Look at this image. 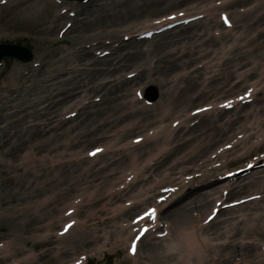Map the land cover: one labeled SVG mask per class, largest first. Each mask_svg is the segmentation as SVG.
Masks as SVG:
<instances>
[{
	"label": "bare ground",
	"instance_id": "6f19581e",
	"mask_svg": "<svg viewBox=\"0 0 264 264\" xmlns=\"http://www.w3.org/2000/svg\"><path fill=\"white\" fill-rule=\"evenodd\" d=\"M7 1V5H0V35H3L0 38L21 31L34 34V41L48 42L59 20L65 16H54L51 11L48 14V9L55 6L52 0H43L38 6L32 3L39 0ZM91 1L70 18L73 26L69 25L67 32H74L71 37L85 39L83 42L101 43L102 35L112 41L121 30L123 34L132 35L137 30L133 29L134 21L170 9L181 1L195 0ZM242 3V16L233 12L234 33H220V39L204 37L206 28H215L218 23L213 15L216 7L234 8ZM209 7L205 18L193 23L192 29L173 27L165 31L166 36L165 32L155 35L156 39L150 41L147 48L139 43L146 40L133 38L135 40L130 39L125 45L124 52L112 42L104 47L108 54L100 56H89L91 50H73L79 61L45 58L47 53H38L32 60H39L45 67V75L39 79L42 88L38 93L28 94L30 97L25 101V97L20 96L9 98L15 86L13 76L17 69L29 73L33 69L26 63H15L2 85L1 90L7 94H2L0 99V224L2 234L9 238L0 247V258L23 252L18 241L29 240L31 235V240L46 243L51 238L54 246L38 254L26 253L14 258V264H63V260L79 248L90 249L97 242L95 232L104 229V219L94 208L97 201L108 197L119 199L136 190L131 196H125L131 198L132 205L118 208L117 213L113 209L111 213L117 219L126 217L123 220H127V213L152 202L155 194L164 193L163 188L175 187L159 208L160 217L165 219L164 228H168L164 237L167 242L147 241L140 264H264V250H260L264 248V167L260 168L261 163L264 164V37H261L264 0H223L219 6L211 3ZM42 15H46L43 22ZM245 15L250 18H243ZM85 52L87 55L80 57L79 54ZM109 54H112L109 58L103 56ZM209 54L216 57L213 61L204 60V64L213 65L206 66L207 70L202 65L206 73L202 79L198 69L169 75L197 56L203 58ZM190 63L181 69L186 70ZM79 64H84L81 71H78ZM124 68L130 69L121 72ZM130 72H134L133 76L125 78ZM257 74L260 78L253 79ZM231 79L234 82L229 84ZM132 82L147 88L152 83L159 87L153 107L133 99V91L129 97ZM247 85L253 88L252 98L260 94L252 109L241 110L247 103L232 110L221 111L222 108L215 107L216 101L232 97L236 91L243 93ZM94 95L98 98L94 99ZM200 99H203L201 104H210L209 109L186 114L189 109L200 106L199 103L190 107ZM58 108H67L69 113L76 110L74 114L79 116L68 120L79 119L78 122L64 125L68 121L65 117L71 116L57 112ZM98 112L102 113L94 119ZM200 115L202 122L200 118L195 119ZM189 119L193 121L187 122ZM119 120L122 123L117 126ZM147 128L151 130L142 134L145 139L139 143L110 145L98 169L88 162L78 166L80 159L67 152L78 137L94 135L117 144L128 134L137 136ZM236 132L242 133V138L233 140ZM56 144L63 148L55 153ZM146 154L148 158L142 161L140 158ZM126 159H131L129 169L135 174L133 179L123 190L106 195L107 189L103 186L123 171ZM249 163L259 166L246 174L240 169ZM93 170L102 172L94 184L87 180L96 174ZM228 172L231 175L224 179ZM187 174L186 182L183 178ZM78 191L81 196L76 194ZM68 193L74 195L70 197L74 200H68ZM253 194L255 198L231 207L222 204ZM63 196H67L66 199L62 200ZM65 200H68L67 206L61 209L58 205H63ZM208 204V207L220 205L218 209L223 217L206 224L204 220L211 215L203 209L207 210ZM81 207L84 209L80 210ZM65 208L73 209L71 215L64 213ZM78 213H85V220L73 225L66 234L49 231L62 219L61 226L79 218ZM44 220L46 223L41 225ZM124 224L121 230L130 233L128 222ZM160 245L164 249L155 252Z\"/></svg>",
	"mask_w": 264,
	"mask_h": 264
},
{
	"label": "rangeland",
	"instance_id": "374dc122",
	"mask_svg": "<svg viewBox=\"0 0 264 264\" xmlns=\"http://www.w3.org/2000/svg\"><path fill=\"white\" fill-rule=\"evenodd\" d=\"M0 1H3V0H0ZM42 1L43 0H39L37 3L34 2V3H32V6H38V5H40L42 3ZM52 1L55 3V6L54 7H51L50 9H48V14H49L50 11H51V13H52V11H55V9L57 11H60L61 9H63V10H65L68 13L70 12L71 13L70 15H73V14L76 15V14H78L77 12L80 11V8L83 7V5L82 6L80 5V3L84 4V6H87V4H90L91 3V0H87L85 2H78L79 0H76V1L75 0H57V2L55 0H52ZM211 3H214V5H219L218 0H195V1H192V2H190V1H188V2L181 1L180 3L176 4L175 6H173L170 9H166V10L161 11V12H156L154 14H150V15L144 16L143 18L139 19L138 21H134V25L136 26V28H139L141 25L147 24V22H149V18L156 17L158 15L167 13L169 11H173L174 13L175 12L177 13V10L179 12V11H183V9H186L187 8V10L189 11V13H192V12L207 10L209 8V5ZM244 3L239 4V6L234 7V9L239 10L240 8L243 7L242 5ZM5 5H7V2L1 4V6H5ZM227 8L228 9H225V8L224 9L227 10V11H230L232 9V7H227ZM179 9H181V10H179ZM219 11H221L220 7H216V9L213 10L214 18L217 21H218L217 13ZM44 13L45 12H42V14H44ZM241 14L242 13H240L238 15L242 16ZM234 15L235 14H232V15L230 14L231 20L233 21V24L235 26L236 25V22L234 21V18H235ZM248 17L250 18L249 15H245L243 18H247L248 19ZM45 18H46V15H42L41 16V19H42L41 22H43L45 20ZM200 19L203 20L204 18L201 17ZM59 21H60V23L54 28L51 37L48 38L49 39L48 42H45V41H40V42L34 41V38H35L34 34H28L26 32H21V31H19V32L17 31V33H15V34L12 33L9 36H4V37H1L0 38V43H15V44H20V45H23L24 47H26V48H28V49L31 50V58L29 60H27V61H19L17 59L15 60L14 58L8 57V56H3L1 58V60H0V99H2V94H4V95L7 94V93H5L4 90H1V89H3L2 88V85H3V82L4 83L6 82L5 80H7L8 75L13 71L12 69L15 66V63H18V62H20L21 64H25L26 63L27 66H29V64H31L32 62L34 63L33 65L32 64L30 65V67L33 69V72L32 73H29V71L28 72H25V71H20L21 69H19V70L17 69V72L15 73L16 75L13 76V80L14 81H12V82L15 84V86H14L13 92L10 94L9 98H11L13 95L15 97L16 96H18V97L20 96V97H25L23 99V101H25V100H27L28 97H30V96H28V94L34 93V92H37L38 93L41 90V88H42V84L39 82V79H41L45 75L44 74L45 67L42 64L39 63V60L36 61L37 64H35V61L32 60V59H35V57L38 55V53L39 54L40 53H47L45 58L58 59L60 57H63V58H70L71 60L79 61L78 59L75 58V55L73 54V48L74 49H78L81 44H84V43H87V42H83L85 39H74L73 37H71L72 34H74V32L73 33L67 32L69 30V28H67L63 33H60V31H59L58 28L62 25L61 23H63V19H61ZM191 25H193V24L192 23H189V25L183 26L182 29H188ZM72 26H73V22L71 21L70 27H72ZM148 26L149 25H147L145 27H148ZM213 27L214 26H208L206 28V31L208 33H210V30ZM179 28L180 27H178L177 29H179ZM193 30H195V29H193ZM213 30L220 31L221 30V26L218 24L217 27L214 28ZM235 30H236V27L233 28L232 30H226V31L228 33H230V32H234ZM248 30H249V28H247L245 30V32H247ZM120 33H121V31H120ZM167 34H168V32L165 33V36ZM0 36H3V35H0ZM162 36H164V35H162ZM210 36H213L214 39H220V36L219 35L217 37V36L208 34L206 37H210ZM261 37H264V33L262 34ZM100 39H102L104 41L108 40L103 35L101 36ZM248 39H249L250 43L253 41V39L251 37L248 38ZM128 42L129 41H126L125 40V42H123L124 43L123 46L127 45ZM139 43H142V48L149 47V40L148 41H140ZM212 44L214 46L216 45L215 43H212ZM102 45H105V44H102ZM94 46H97V45H94ZM245 47H247V46H245ZM245 47H243V49ZM83 49L87 50L88 48H83ZM119 49L123 51V48H119ZM252 50H253V48H252ZM82 51H84V50H82ZM88 53H90V55H91V52H88ZM79 55H81L80 57L83 58L87 54L85 52V54L80 53ZM110 56H108V57H110ZM210 56H211V54L205 55L203 58H201V60L202 59L203 60H205V59L207 60ZM200 57H202V56H197V59L196 60H192V62L190 61L191 63L188 62V63H190L188 68L191 69L195 65H198L200 62H197V61L199 60ZM47 63H48V60H47ZM73 63L75 64L77 62H73ZM188 63H186V64H184L182 66H179L178 68H176L175 70H173L169 75H171L173 72H179V71L183 70V69H181V67L187 66ZM134 65H136V64H134ZM82 66H84V64H79V67L80 68ZM129 69L130 68H124V69H122L121 72H123L125 70L127 71ZM203 69H204L203 67H200L198 69L199 74L202 72ZM78 71H81V70L79 69ZM160 74H163V73H160ZM202 75H203V72L201 73L200 76L202 77ZM127 78H130V77H127ZM106 79H108V78H106ZM228 79H229V76L227 77V80ZM141 85L142 84H140L138 82H135V83L132 82L131 85L128 88L129 97L131 96V91L135 90V91H137V93L133 97H135V99H137V100H142V102L144 103L145 101L142 98L145 96V94L146 93H153V99L146 101V103H149L150 104L149 105L150 107H153L154 106V101H156L158 99L157 98V91H158L159 87L157 85H154L153 83L151 85H149L148 88L147 87H144V86H141ZM44 86H45V84H44ZM23 94H26V95L23 96ZM259 96H260V94H257L255 100L253 99L254 100L253 102H250L249 104L245 105L244 107H241V110L242 111H245L247 109H252L255 106L254 103L255 104L257 103L256 102L257 101L256 99ZM4 101H5V99H4ZM201 102H203V99L202 100L200 99L199 102H196L194 104H191L190 107L193 106V105H197L199 103L201 104ZM96 103H98V101H96ZM100 103H101V101H100ZM60 109L61 108H58L57 112L61 111ZM62 109H64V108H62ZM101 113L102 112H98L95 115L94 119L96 117H98ZM228 113H231V111H228ZM78 116H79L78 113L77 114H74L71 117V120L74 119V118H76V117H78ZM68 119H70V118H68ZM78 120H75V121H69V120L68 121H65L64 125H66V124H74V123L78 122ZM201 120L202 119H200L199 121H201ZM199 121H198V123H199ZM166 122L167 121H165V123ZM121 123H122V121L119 120V122L117 123V126L119 124H121ZM109 128L111 129V127H109ZM150 130H151V128L150 129L147 128V129H145L144 132L142 131V132H138V133H141V135H142L143 133L149 132ZM182 132H184V131H181V133ZM141 135L139 134L138 136H141ZM239 135H241V134H236L237 137H239ZM133 137H134V133H132L131 135L128 134V136L125 137V139L119 140L117 142V144L114 143L113 141L107 139V138L100 139L99 137L94 136V135L91 136L90 138H88L86 136L85 137H78V139L74 140V142L69 146L67 152L76 154L78 157H81V155L82 154H85V152H89L88 149H94L97 145H102L104 147V149H107L108 146H110V145H112V146H115V145H118V144L121 145L122 142H124V141H128L129 139L133 140V139H136L137 138V137H135V138H133ZM61 148H63V146H61V144H56V146L54 147V149H55L54 152L56 153ZM98 148H100V147H98ZM147 156H148V154H146L144 157L142 156L140 159L143 161L145 158H147ZM15 158H16V156H14V159ZM81 158L82 159L79 160L78 166H80L81 164H88L89 162H91V163L95 164L94 165L95 166V169H98L97 167H99L100 165L103 164L104 155L98 156L97 158L95 157V158H93V160L91 159L89 162H88V160L86 161V159L84 157H81ZM168 159H169V157H168ZM129 162H130L129 159H126V162L124 161V171H122V170L119 169L120 171L116 174V177H114V180H112L111 182H107L103 186L104 189L108 185H111V184H113V183H115L117 181L123 182L125 179L127 180V178H129V179L132 178V175H128V173H130V171H129L130 163ZM234 165L235 164L229 165V166H226V167L227 168H230V167H232ZM93 171H95L96 174L93 175L92 177H87V180L91 181L92 184H94L99 179V176L102 175V172L100 170H93ZM110 177H113V175L110 176ZM0 179H1V177H0ZM142 182L143 181H141L140 183L142 184ZM121 186H122V183L119 184L118 186H116L115 189L121 188ZM191 186H193V185H191ZM220 188H221V186H220ZM133 191H135V190L133 189ZM79 192H81V191H78L77 193H79ZM245 192H242V193H245ZM81 195L82 194H80V196ZM67 196L69 198L72 195H70V193H68ZM67 196H63L62 200L63 199H66ZM123 197L124 196H122L119 200L112 199V200H110L108 202H106L103 199V200H100L99 202H97V203L94 204V208L96 210H98V212H96V213L97 214L99 213L100 215H102V216H104L106 218H103L104 219V223H103L104 229L103 230H99L98 232H95V238L96 239H97V236H98V240H97L96 245H95V247H97V248L96 249H90L89 251H85L84 252L85 254L88 255V258L86 259V263L85 264H140L141 259H142L141 256H142L143 253L145 254L146 247H147L146 245L148 244V242H150V240H153V241L158 242V243L160 242L161 244L167 242V240H165L164 237L159 238V239H154V238H151V237H153V235L152 234H149L148 236H144L142 238V242L140 243V245L138 247L137 254L134 256V258H133V256H129L127 254V252H126V245L127 244H126V239H124V236L126 237V234H125V232L123 233V231L121 230V227H122L121 225L125 222V220H123V219H125L126 217H120V218L117 219V218H115V215H111L113 209H114L115 212L117 211L118 208H116V206L118 204H123L125 202V201H123ZM124 199H125V197H124ZM59 201H61V199ZM66 202H67V200H65V202H64L63 205H65ZM63 205L60 204L61 207H63ZM102 206H103V209H101ZM142 206L143 205H141L140 208L136 209L134 212L132 211V213L134 214V213H137V211L143 210ZM208 206H209V204L207 205V207ZM209 208L207 210H209ZM82 209H84V208L81 207L80 210H82ZM203 210L207 211L206 208L203 209ZM194 212L195 211H192V213H194ZM132 213L131 214L127 213L128 214L127 217H129V215L130 216L133 215ZM203 213H204V211L200 214V216L198 218H200ZM159 214L161 215L160 211H159ZM78 217H79L78 219H80L81 221H84L85 218H86V215H85V213H81V214L78 213ZM222 217H223V215H220L219 214L216 217V219L219 220ZM87 223H89V222H87ZM214 226H216V225H214ZM1 227L2 226L0 224V229H2ZM56 227L57 226H55L52 229V231H54V229ZM160 229H162V228H160ZM158 231H160V230L158 229ZM37 232H39V231H37ZM4 237L5 236H0V240L6 239ZM30 238H32L31 235H30ZM30 238H29V240H26L25 242L22 239H19L18 244L21 247L22 251H24V252L25 251L26 252H31V253L34 254V253L38 252L41 249H50L53 246V243H52L51 240H50V242L48 241L49 243L44 244L46 242H44V241H33ZM160 239H163V241H159ZM84 248L85 247L79 248L74 254L68 256L66 259H73L75 257V255L78 252H82L81 249H84ZM163 249L164 248L160 245L159 247H157L155 249V252L160 251V250L162 251ZM19 255L20 254L14 255L13 257L19 256ZM149 256H150V254H149ZM66 259L63 260V262L66 261ZM9 262H10V260H7V263H9Z\"/></svg>",
	"mask_w": 264,
	"mask_h": 264
},
{
	"label": "snow or ice",
	"instance_id": "6c2138e0",
	"mask_svg": "<svg viewBox=\"0 0 264 264\" xmlns=\"http://www.w3.org/2000/svg\"><path fill=\"white\" fill-rule=\"evenodd\" d=\"M218 2H220V0H218ZM179 15L183 16L184 13L181 12ZM222 18H223L225 24H229V26H230L229 18L227 16H223ZM168 19H174V17H168ZM249 95H251L250 92L247 93L246 96L241 97L240 99L241 100L246 99L247 96H249ZM225 106H231V102L229 103V105H225ZM198 111H200V110H198ZM136 142L139 143V140H137ZM229 147H230V145H229ZM101 151H102V149L97 148V149H95V151L89 153V155L95 156L98 152H101ZM248 167L253 168L254 166L251 163H249ZM229 175H231V173ZM165 191H175V189H171V190L166 189ZM159 202L163 203V198ZM68 215H71V213H68ZM139 219L140 220H145V219L155 220V219H157V209L152 208L150 211L145 213V215L141 216ZM211 219H212V217L210 216L208 218V220L205 221V223H208ZM134 222H138V221H134ZM74 224H75V221H73L71 224H66L64 226L63 232H61L60 234L61 235L66 234L73 227ZM148 231H149V229L144 228V229L140 230L138 235H136V237L133 240L131 247L129 249L130 254H132L133 256L137 254L138 244L142 242V237H144Z\"/></svg>",
	"mask_w": 264,
	"mask_h": 264
},
{
	"label": "water",
	"instance_id": "95a60500",
	"mask_svg": "<svg viewBox=\"0 0 264 264\" xmlns=\"http://www.w3.org/2000/svg\"><path fill=\"white\" fill-rule=\"evenodd\" d=\"M2 54H8V55L23 57V58L28 57V52L26 51V49L19 47V46L11 45V44L0 45V56Z\"/></svg>",
	"mask_w": 264,
	"mask_h": 264
}]
</instances>
